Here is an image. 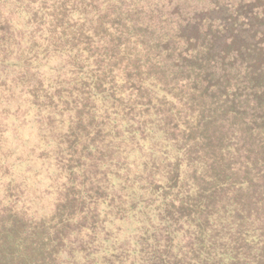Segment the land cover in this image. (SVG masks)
<instances>
[{"label":"trees","instance_id":"1","mask_svg":"<svg viewBox=\"0 0 264 264\" xmlns=\"http://www.w3.org/2000/svg\"><path fill=\"white\" fill-rule=\"evenodd\" d=\"M0 264H264V0H0Z\"/></svg>","mask_w":264,"mask_h":264},{"label":"rangeland","instance_id":"2","mask_svg":"<svg viewBox=\"0 0 264 264\" xmlns=\"http://www.w3.org/2000/svg\"><path fill=\"white\" fill-rule=\"evenodd\" d=\"M17 103H18V100L15 102V104H17ZM23 117H24V115L20 118V121L17 122L18 124L21 125V123H26V122L30 123L31 122L30 118H27V120H24ZM10 123H13V122L11 121ZM18 124L11 125L10 129L11 130L17 129ZM34 128H35V124L31 123V124L24 125L20 130H18V132L20 133L19 136H15V133L11 132V134L9 135L11 138L10 141H12V143H14L15 147H16L17 143L22 142L25 145L23 149L25 150L26 153H29V151L31 150V147H32V139L34 138V131H35ZM18 137H21V140L22 139L23 140L20 141V138H18ZM15 147H14V149H15ZM15 155H16V153H15ZM12 160H15V158L13 157ZM19 168H21V170H19L20 174H19L18 179H23V177L24 178L28 177L30 180V186L29 187L27 186L25 188H21L22 190L24 189V191L21 190L20 192H18L20 194V198H19L18 202H21L24 205L26 201L29 202L32 200V202H34V191L32 193H30V188H31V185L33 183V179L31 178L30 175H32V177H34V165L27 166L26 164H20ZM47 170H48V166H47ZM46 177H48V179L43 181L44 185H42L39 189H42L41 193L43 194L42 195L43 198L42 197L41 198L42 199L47 198V199H49V202L40 205V208H41L40 212L41 213H44L45 211H49L50 205L53 204V202H54L53 196L48 197L49 192L46 189V188H48L47 186L49 185L48 181L50 179V173H47ZM25 189H26V191H25ZM1 193H3V195L5 194L4 189L1 190ZM9 195H11V194H9ZM12 195H14V194H12ZM7 197H8V195L5 194V196L3 197V200L7 199ZM9 197H10V199H9L8 203H10V205H13L12 203L16 202L17 197H14V196H12V197L9 196ZM48 204H49V208H48ZM31 206H32V204H31ZM18 207L22 208L23 206H21L19 204ZM31 218H34V215H31Z\"/></svg>","mask_w":264,"mask_h":264}]
</instances>
